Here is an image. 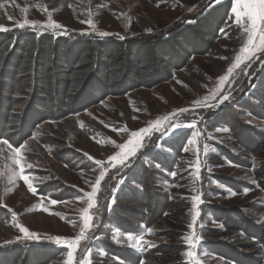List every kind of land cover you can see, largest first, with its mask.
<instances>
[{"label":"rangeland","instance_id":"obj_1","mask_svg":"<svg viewBox=\"0 0 264 264\" xmlns=\"http://www.w3.org/2000/svg\"><path fill=\"white\" fill-rule=\"evenodd\" d=\"M222 1L0 0V34L162 35ZM233 7L170 81L24 127L20 146L0 139V264H264V236L248 235L264 232V22L237 23ZM142 128L150 138L131 137ZM129 139L135 154L109 163ZM140 236L149 243L133 247Z\"/></svg>","mask_w":264,"mask_h":264},{"label":"trees","instance_id":"obj_2","mask_svg":"<svg viewBox=\"0 0 264 264\" xmlns=\"http://www.w3.org/2000/svg\"><path fill=\"white\" fill-rule=\"evenodd\" d=\"M233 4V0H224L194 18V22L183 21L162 35L72 38L39 35L34 30L1 33L0 139L12 142L17 138L12 143L20 146L25 140L19 138L24 135V127L35 128L50 117L65 119L111 95H125L170 81L195 55L205 54L215 44ZM143 204L153 208L151 203ZM248 235L262 239L264 232ZM20 247L5 250L4 254L20 257L27 249ZM127 259L131 261V257ZM229 259L235 260L233 256Z\"/></svg>","mask_w":264,"mask_h":264},{"label":"snow or ice","instance_id":"obj_3","mask_svg":"<svg viewBox=\"0 0 264 264\" xmlns=\"http://www.w3.org/2000/svg\"><path fill=\"white\" fill-rule=\"evenodd\" d=\"M233 12L236 15L237 23H239L240 19L246 18V19L251 21L252 29L256 30L257 27H258V23L257 22L258 21L259 22H264V0H235V5L233 7ZM86 22L89 23V24L92 23L91 21H86ZM34 23L35 22H33V24ZM19 26L20 27H24L25 25L21 24ZM51 27L55 28V27H61V26L59 24H57V22L52 21L51 22ZM0 28H2V26H0ZM102 35H106V33H102ZM259 35H260L261 41H264V25L260 26ZM249 39L251 40L252 38L249 37ZM228 71L231 72L232 69L230 68ZM220 79L224 80V79H227V77H221ZM227 99H228L227 96L223 97V100H227ZM180 127H181V125H175L174 127L171 128L170 131H168V130H166V131H168L169 135H174L175 132L178 131ZM155 130H157V129H153V131H155ZM149 131H150L149 128H142V129H139L137 131H133L131 133V137L132 138H150V137L145 135V134H148ZM4 142L7 143L6 140ZM138 142L139 141H137L135 139H129L126 143L118 145V147L122 150V152H117L113 157H110L109 158V163H111L112 161H115L117 159L120 160L121 165L126 163L127 162V158H130L131 155L135 154L136 144ZM130 145L132 147H129ZM15 151H16L17 154L20 153V149H16ZM16 163L20 164L21 161L17 160ZM96 163L99 164L100 162L97 161ZM28 167L30 168L31 166L29 165ZM21 171L23 172V168L21 169ZM103 176H104V173L101 172V178H103ZM22 178L25 181V183L28 184L30 190L33 193H35L36 192V188L33 187V185L30 183V177L27 176V175H23ZM100 182H101V180L97 179L96 185L99 186ZM95 191H96V189L94 188L93 189V193L89 194L90 198H91L92 195L95 194ZM52 203H56V201H52ZM93 207H94V205L92 203H89L88 207L83 210L84 213H85L84 221H85V225L86 226H90V222L92 221V217L88 213H89V210L91 208H93ZM20 231H22L24 233H27L29 236L34 235L32 233H29V230L27 228L23 227V226L20 227ZM60 239H61L60 237L56 238L57 241H59ZM76 239L79 240L80 237H77ZM128 239L131 241L132 237L129 236ZM141 242H143L144 244H148L149 243L147 240H144L142 236H140L139 238H137L136 243L133 244L132 246L133 247H137V246H139V244ZM68 246H69V248H71L73 245H72V243H70ZM189 255H191V253H189ZM71 256H72V252H69V257H71Z\"/></svg>","mask_w":264,"mask_h":264}]
</instances>
